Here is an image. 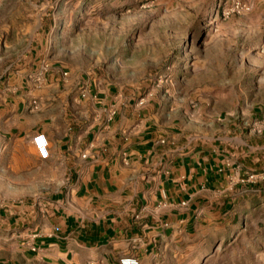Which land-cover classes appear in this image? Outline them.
<instances>
[{"label": "crops", "instance_id": "obj_1", "mask_svg": "<svg viewBox=\"0 0 264 264\" xmlns=\"http://www.w3.org/2000/svg\"><path fill=\"white\" fill-rule=\"evenodd\" d=\"M67 76L54 65L14 79L0 107V139L20 144L22 189L0 205V264H183L228 220L230 190L260 155L205 110L138 104Z\"/></svg>", "mask_w": 264, "mask_h": 264}, {"label": "rangeland", "instance_id": "obj_2", "mask_svg": "<svg viewBox=\"0 0 264 264\" xmlns=\"http://www.w3.org/2000/svg\"><path fill=\"white\" fill-rule=\"evenodd\" d=\"M234 2L243 10L224 18L227 0H0V107L14 79L62 65L68 82L234 123L260 155L230 190L228 220L183 264H264V0ZM19 146L0 139V205L22 191Z\"/></svg>", "mask_w": 264, "mask_h": 264}, {"label": "built area", "instance_id": "obj_3", "mask_svg": "<svg viewBox=\"0 0 264 264\" xmlns=\"http://www.w3.org/2000/svg\"><path fill=\"white\" fill-rule=\"evenodd\" d=\"M243 8V5L235 3L234 0H227V3L223 4L220 7V14L225 18L233 13H239L241 10H243ZM33 144L35 149L41 154V156L46 157L47 142L44 135L40 133L36 134L33 137ZM118 262L119 264H139L138 259L134 257H121Z\"/></svg>", "mask_w": 264, "mask_h": 264}]
</instances>
